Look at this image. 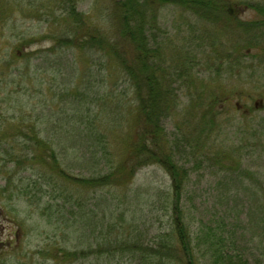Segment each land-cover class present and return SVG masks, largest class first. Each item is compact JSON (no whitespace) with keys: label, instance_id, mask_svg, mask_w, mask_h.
I'll list each match as a JSON object with an SVG mask.
<instances>
[{"label":"rangeland","instance_id":"1","mask_svg":"<svg viewBox=\"0 0 264 264\" xmlns=\"http://www.w3.org/2000/svg\"><path fill=\"white\" fill-rule=\"evenodd\" d=\"M219 1L236 10L246 8L232 17L234 24L264 19L249 8L263 7L264 0ZM109 3L77 0V9L109 31L113 29L111 19L104 15L111 11L106 10ZM0 6L6 16L0 22V264H135L128 259L109 263L98 257L99 251L109 248L103 246L101 223L103 219L114 223V238L151 244L173 225L177 215L173 210L176 202L169 200L173 169L147 165L127 189L86 190L75 188L79 187L76 183L62 182L59 191L75 189L74 194L86 202L76 210L77 216L69 213L70 206L57 210L54 205L45 212L47 204H58L51 197L56 189L55 183L50 184L52 170L30 160L32 156L26 154L31 155V151H20L19 145L35 144L26 141L32 136L31 125L40 139L56 143V149L63 150L61 163L69 174L90 177L101 173L102 165L99 156L93 154L91 141L76 138L78 134L71 132L76 122L73 117L86 115L91 101V113L99 110V92L101 96L114 88L115 97L123 99L126 91L129 101L133 91L116 70L110 71L107 81L102 80L96 65L85 81L90 62H76L70 50L52 51L54 36L60 32L53 15L63 14L62 9H55L54 0H0ZM159 21L174 43L192 37L189 25L195 27L198 36L191 41L189 51L201 65L194 68L184 89L172 96L162 121L175 166L183 167L189 175L181 184L178 202L182 218L195 233L203 225L218 228L221 232L217 238L225 241L223 254L229 250L248 264H264V29L226 25L172 5L160 11ZM161 37L166 38L163 52L168 65L178 56L187 59L182 52L175 55L169 39ZM31 40L35 42L27 43ZM257 46L263 50L257 51ZM240 47L244 49L239 52ZM224 53H233L241 61L234 67L224 66L216 75L209 64ZM79 71L80 77L74 79L72 74ZM68 87L78 93L69 96ZM80 92L88 93L87 102ZM213 95H219L223 103L212 111L214 117L207 105L201 104ZM81 97L85 98L84 109L80 106L81 113L71 111L70 104H81ZM228 97L230 100L225 101ZM117 99L108 106L113 107ZM114 116L110 113L107 121L115 124ZM117 127L116 132H109L110 152L115 158L124 150ZM11 147L18 149L7 152ZM11 154L17 155V161L11 160ZM199 255L202 264H212L210 253L208 258Z\"/></svg>","mask_w":264,"mask_h":264},{"label":"trees","instance_id":"2","mask_svg":"<svg viewBox=\"0 0 264 264\" xmlns=\"http://www.w3.org/2000/svg\"><path fill=\"white\" fill-rule=\"evenodd\" d=\"M109 1L110 3L107 5L109 8L106 10L111 11L104 15L107 19H111V28L113 27V29L105 31L102 26L94 23L86 13L78 11L77 0H54L55 9H62L63 14L59 17L55 12L53 15L56 17V21H59V24H56L60 32L57 37L54 36L56 40L52 51L56 52L61 48L70 50L75 55L76 62L81 64L90 62L89 70L83 76L85 81L87 76L91 75L90 68L95 67L94 65L98 69V76H101L100 78L104 81L109 79L111 70L120 72L123 76V79L120 80L128 84V88L133 91V97L128 101V94L125 91L124 98H118V100L115 97L114 88L105 91L101 96L99 92L97 95L99 110L91 113L93 109L89 110L91 101L86 107L88 111L86 115H78V118L73 117L76 122L71 132L78 134L75 136L76 138L85 137L91 141L94 149L93 154L95 158L99 156L98 161L102 165L101 173H94L90 177H74L69 174L61 163L60 156L63 150H57L56 143L54 145L53 142L49 143L50 141L40 139L39 134L32 126H28L29 129H32V136L26 141L35 144L32 147L21 142L19 144L21 145L20 151L29 149L31 155L26 154V156H32L30 160L51 168L50 184L55 183L54 188H56L52 190L51 197L58 204L54 202L52 205L47 204L45 212L51 210L50 207L54 205L57 206V210L61 209L60 207L64 209L70 206L69 213L77 216L78 211L76 210L86 202L74 194L75 189L74 191L65 190L66 193L59 191L62 188V182L76 183L79 187L75 188L86 190H108L112 187L127 189L126 187L133 182L137 172L143 167L150 164L166 165L175 171L172 170L170 173L172 192L169 198V200L172 199V202H176V205L173 204V210L177 214L173 225L165 232L158 234L151 244H145L139 240L136 241V239L118 238V236L114 238V223L103 219L101 223L102 235L105 240L103 246L109 248L99 251L98 257L104 258L109 263H114V260L128 259L135 264H174L182 261H185V264H202L197 255L200 254V257L206 258L207 253H210L212 264H248L238 254H231L229 250L222 253L221 249L225 247L223 246L225 241L217 238L220 237L219 233L221 232L218 228L203 225L199 232L195 233L187 226L179 210L181 184L188 180L189 175H186L185 171L181 169L183 167L175 166L177 163L173 159V148L169 144V138L162 121L172 104V96L177 95L178 90L188 84L191 74L195 73L194 68L201 65V62L189 51L193 38H198L195 36L197 34L195 27L189 25L192 33L191 38L184 37L174 43L169 33L165 34L166 32L161 28L159 17L160 11L164 7L172 5L180 8L183 12L197 14L203 19L207 16L215 22L220 21L233 26L238 24L241 26L240 28L246 29L253 25L264 29V19L243 25L238 21L234 24L235 22L231 20L232 17L236 18V14L242 13L241 10L246 8L239 7L236 10L231 4L228 6V3L219 0ZM249 8L255 9L260 16H264V6ZM5 17L4 8L0 6V22ZM177 32L179 35L181 34V30ZM162 35L169 39L168 43L174 49L175 55H178L177 52H182L184 56H187V59L182 60L178 56L172 59L171 65H168L163 52L167 43L163 42L166 38L162 39ZM34 42L31 40L27 43ZM245 48L252 51V48ZM243 49L244 47H240L239 52ZM256 50L262 51L263 49L257 46ZM217 57L219 59L213 58L209 64V68L216 75H220L224 66L234 67L241 61L236 59L233 53L227 55L224 53ZM95 58H98L99 61L96 60L94 64H91ZM228 62H230L229 65ZM79 66L81 67V65ZM69 76L71 75L69 74ZM72 76L74 79L80 77V71L77 74L74 72ZM76 89L79 90V88ZM67 92L69 96L78 93L72 91L71 87H68ZM83 95L87 102L89 100L88 93H79V96ZM85 98L81 97L79 105L71 103V111L80 112V106H83L84 109L82 103H85ZM116 99L117 103L113 106L114 108L108 106L109 102L114 104ZM229 100V97L225 99V101ZM201 104L207 105L211 113L218 108V105L223 106L219 95H213L206 103ZM108 109H112L115 114V124L107 121L108 115L113 113L111 111L108 113ZM101 111H103V115H100ZM133 112H135L134 117H132ZM212 116L214 117L213 113ZM116 127L118 130L120 129L119 142L124 148L119 158H115L110 152L112 141L109 138V132L113 130L116 132ZM205 132L206 129L203 133ZM203 133L200 131L199 135L202 136ZM15 149L18 148L11 147L5 151L12 150L14 152ZM10 156L11 160L17 161V157H15L17 155L11 154ZM92 159L94 161V158ZM39 172L43 173V170ZM43 175L46 179L47 175L44 173ZM42 176L39 174L40 179ZM204 249L206 253L202 254Z\"/></svg>","mask_w":264,"mask_h":264}]
</instances>
